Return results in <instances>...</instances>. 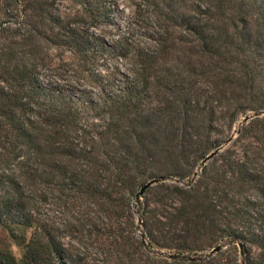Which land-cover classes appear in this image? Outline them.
<instances>
[{"label": "trees", "instance_id": "obj_1", "mask_svg": "<svg viewBox=\"0 0 264 264\" xmlns=\"http://www.w3.org/2000/svg\"><path fill=\"white\" fill-rule=\"evenodd\" d=\"M57 2L0 0V264H264V115L226 142L264 113V0Z\"/></svg>", "mask_w": 264, "mask_h": 264}, {"label": "rangeland", "instance_id": "obj_2", "mask_svg": "<svg viewBox=\"0 0 264 264\" xmlns=\"http://www.w3.org/2000/svg\"><path fill=\"white\" fill-rule=\"evenodd\" d=\"M57 4H58L57 8H59V10L66 12L68 10V7L72 4V0H58ZM112 4H113L114 13L116 15V18H114L115 22L118 23V27L119 28H123V26H124V28H126L125 26L130 24L129 22H130V20H133V16H134V13H133L134 9H133V6L131 5L130 0H112ZM64 55L70 56V53L65 51ZM64 60H66V59H64ZM72 60H73V58H70L69 61H72ZM125 64L126 63L124 62V60L110 61L108 63V68L107 69L105 67H98L97 70H98V72H100L99 74L101 76L106 77V76H110V75L116 74L117 70H120V71L121 70H125ZM95 72H96V70H95ZM79 73L81 75H78L76 77H75V73L74 74H68V75H71V76H68V79L71 80L72 82L76 83V85H80V86H84V87H90V88H93L95 86V82H94V79L92 77H90V76L87 77L86 74L82 73V72H79ZM108 78H110V77H108ZM239 121H237L234 124L232 130L238 128ZM232 130H231V132H232ZM142 196H141L139 202L142 201ZM137 205L135 206V209L138 210ZM46 208H47V213L50 216L53 215V213L49 209L50 207L48 205H45L44 209H46ZM44 213H45V211H44ZM139 214L140 213L136 214V219L140 218ZM11 248H12L14 254H16L17 253L16 247L14 245H11Z\"/></svg>", "mask_w": 264, "mask_h": 264}, {"label": "water", "instance_id": "obj_3", "mask_svg": "<svg viewBox=\"0 0 264 264\" xmlns=\"http://www.w3.org/2000/svg\"><path fill=\"white\" fill-rule=\"evenodd\" d=\"M261 115H264V113L263 112H253V113H250V114H248L246 116H243L240 119V121H239L238 128L232 130V132L228 136L226 142H228L230 139H232L234 137V135L238 133L239 128L243 124H245L250 118L256 117V116H261ZM214 153H215V150L209 152L207 155L204 156V158H202L200 160V162L197 164V167H196L195 171L192 174V178H194L198 174V171L200 170V168L206 163V161H208L213 156ZM165 180H167V178L165 176H156V177H153V178L147 180L145 183H143L138 188L136 193L134 194V202H135V204L137 205L139 203V200H140L141 196L143 195L144 191L146 190V188H148L152 184H155V183L161 182V181H165ZM141 226H142L141 219L137 218L136 219V228L138 230H140ZM141 238L144 240V235L143 234H141ZM225 244H226V242H220V243L216 244L214 247H212L211 249H209L203 256L191 257L189 259H205L208 256L214 255L215 253H217L219 250H221L225 246ZM236 244H237L239 255L242 256V251H241L242 244L240 242H237ZM160 253L164 254L163 252H160Z\"/></svg>", "mask_w": 264, "mask_h": 264}]
</instances>
